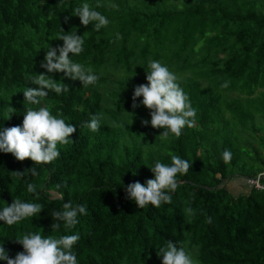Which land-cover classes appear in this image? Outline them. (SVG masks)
<instances>
[{"label":"trees","instance_id":"obj_1","mask_svg":"<svg viewBox=\"0 0 264 264\" xmlns=\"http://www.w3.org/2000/svg\"><path fill=\"white\" fill-rule=\"evenodd\" d=\"M97 2L0 0V128L22 125L27 108L46 106L77 129L49 164L0 152V209L16 198L43 206L18 224L0 221V244L14 258L23 251L16 238L28 232L79 234L73 246L78 264H162L157 253L173 241L197 264H264V190L241 183L252 188L235 196L229 189L233 181L264 172V0H99L105 6L96 8ZM83 3L109 25L98 32L82 26L74 10ZM112 3L118 10L107 7ZM65 32L84 37V51L72 59L99 80L85 88L51 74L69 92H50L40 105L29 104L23 91L38 87L29 79L46 73L40 67L46 51L62 46L58 37ZM149 60L180 78L197 110V125L185 127L179 138L161 140L162 129L142 124L150 121L149 110L131 107L135 86L147 83ZM225 81L229 87L222 88ZM10 106L15 110L8 119ZM94 114L101 115L97 132L83 127ZM225 149L232 153L228 164ZM169 153L192 168L177 177L181 184L171 204L138 208L126 186L154 178L150 168L156 161L170 164ZM31 167L38 175L30 174ZM12 171L25 173L21 178ZM28 183L36 185L38 199ZM69 201L86 206L87 214L78 215L71 229L61 222L52 231L53 211Z\"/></svg>","mask_w":264,"mask_h":264},{"label":"clouds","instance_id":"obj_2","mask_svg":"<svg viewBox=\"0 0 264 264\" xmlns=\"http://www.w3.org/2000/svg\"><path fill=\"white\" fill-rule=\"evenodd\" d=\"M99 3L96 8L104 7ZM107 7L118 10L115 3ZM75 16L79 17L82 26L92 25L95 31L106 28L110 21L101 12L95 10L88 3H83L75 8ZM65 22L70 18L65 17ZM64 31V30H63ZM58 40H62V46L53 47L49 45L44 60L40 67L46 69V73H36L29 81L38 87H26L23 91L24 101L32 105H40L41 99L47 97L50 92L60 95L69 92V85L53 78L55 73H62L64 77L72 81H80L83 87L95 85L99 76L93 69L79 62H75L72 56H78L84 51V37L77 32H65ZM116 39H122L119 33ZM58 53V54H57ZM146 71L147 83L135 86L132 105L133 109L143 105L150 113V121H142L144 126L149 123L153 129H162L158 135L161 140H167L170 135L179 138L183 129L193 128L197 125V110L192 106L187 93L180 86L179 77L165 64L158 60L148 61ZM230 82L221 84L222 88L229 87ZM142 97L138 104L137 98ZM14 108L9 107L8 119L14 113ZM62 113L54 115L46 106L26 109L22 125L0 128V152L12 154L17 161L23 162L30 159L34 164H49L60 156L58 145H66L70 137L76 132V126L67 123L61 118ZM101 115H92L91 119L83 124L92 132L100 130ZM113 126H122L116 125ZM73 141V140H72ZM171 163L165 164L156 161L150 168L154 178L147 179L145 184L135 181L126 186L127 198L135 201L138 208L143 209L148 205L156 208L162 204L172 203V194L180 187L181 181L178 176L186 175L192 164L178 155L169 153ZM232 153L225 149L222 159L225 164L231 162ZM32 176L38 175L35 167L27 169ZM25 171H12L17 177H23ZM27 191L39 198L36 185L27 184ZM43 211L39 203L24 202L19 198L0 209V221L8 226L18 224L22 220L35 217ZM185 213L191 217L194 210L189 207ZM86 206L82 204L73 205L71 201L62 206L61 211H53L52 218L55 223L51 224L52 231H58L61 222L65 229H71L79 222L78 215H86ZM190 222V221H189ZM211 223V217L207 218ZM80 239L79 234L62 235L54 237L44 236L40 232H28L16 238V242L22 245L23 251L18 252L14 258H10L3 244H0V261L7 264H78L73 246ZM158 256L162 257V264H197L192 254L183 246L178 247L173 241H168L165 247L159 249Z\"/></svg>","mask_w":264,"mask_h":264},{"label":"crops","instance_id":"obj_3","mask_svg":"<svg viewBox=\"0 0 264 264\" xmlns=\"http://www.w3.org/2000/svg\"><path fill=\"white\" fill-rule=\"evenodd\" d=\"M252 187L250 186H243L242 184H241V182H233V184H230L229 185V189L231 190V191H233V193L236 195V193H237V195L236 196H238V195H240V194H242V193H249V191H250V189H251Z\"/></svg>","mask_w":264,"mask_h":264},{"label":"built area","instance_id":"obj_4","mask_svg":"<svg viewBox=\"0 0 264 264\" xmlns=\"http://www.w3.org/2000/svg\"><path fill=\"white\" fill-rule=\"evenodd\" d=\"M264 178V172L261 173L256 179L251 178L247 180V183L249 182V185L251 184L252 187H255L260 190H264V185L261 184V179Z\"/></svg>","mask_w":264,"mask_h":264},{"label":"rangeland","instance_id":"obj_5","mask_svg":"<svg viewBox=\"0 0 264 264\" xmlns=\"http://www.w3.org/2000/svg\"><path fill=\"white\" fill-rule=\"evenodd\" d=\"M233 182H241V183H247L246 181H245V179H241V180H236V181H233ZM233 182L232 183H230V184H233ZM248 184H249V182H248ZM251 185V184H250ZM236 195H237V193H236ZM235 195V196H236Z\"/></svg>","mask_w":264,"mask_h":264}]
</instances>
